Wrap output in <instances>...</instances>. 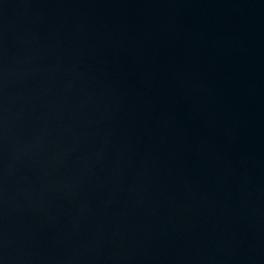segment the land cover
<instances>
[{
	"label": "water",
	"instance_id": "obj_1",
	"mask_svg": "<svg viewBox=\"0 0 264 264\" xmlns=\"http://www.w3.org/2000/svg\"><path fill=\"white\" fill-rule=\"evenodd\" d=\"M0 264H264V0H0Z\"/></svg>",
	"mask_w": 264,
	"mask_h": 264
}]
</instances>
